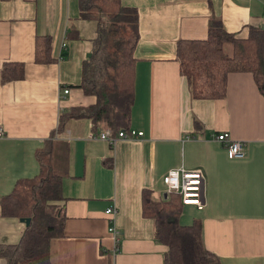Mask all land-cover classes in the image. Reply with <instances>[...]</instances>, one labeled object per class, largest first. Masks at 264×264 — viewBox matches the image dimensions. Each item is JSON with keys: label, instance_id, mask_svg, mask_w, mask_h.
I'll use <instances>...</instances> for the list:
<instances>
[{"label": "crops", "instance_id": "crops-1", "mask_svg": "<svg viewBox=\"0 0 264 264\" xmlns=\"http://www.w3.org/2000/svg\"><path fill=\"white\" fill-rule=\"evenodd\" d=\"M119 2L137 14L128 124L142 135L111 146L89 138L103 129L89 119L57 128L61 109L94 102L78 86L95 28L77 18V0H0V66H24L22 79L0 82V197L37 174L34 151L52 131L50 166L64 221L49 241L50 264H162L166 247L141 215L140 193L166 197L162 178L179 166L200 170L203 201L199 210L182 206L180 224L199 218L201 242L221 264H264V98L250 73L230 72L223 98L191 99L175 60L176 41L205 39L211 16L238 38L264 27V0ZM71 24L79 39L65 37ZM36 36L50 38L53 62L33 61ZM223 132L242 142V156L229 157L214 139ZM111 205L116 211L107 216ZM24 228L0 212V245L16 243Z\"/></svg>", "mask_w": 264, "mask_h": 264}, {"label": "trees", "instance_id": "trees-1", "mask_svg": "<svg viewBox=\"0 0 264 264\" xmlns=\"http://www.w3.org/2000/svg\"><path fill=\"white\" fill-rule=\"evenodd\" d=\"M78 19L94 24L91 51L82 64L79 87L94 97L87 106L61 109L57 128L70 119L86 118L93 128H108L113 134L129 129L132 103V56L137 37V14L134 8L122 6L119 0H77ZM67 39H79L77 27L71 24ZM50 38L36 36L33 61L47 64L51 57ZM178 73L184 77L191 99L223 98L226 76L230 72H248L264 98V27L250 26L245 38L226 32L221 20L211 16L207 34L202 40L178 39L175 43ZM24 66L5 61L0 66V82L23 78ZM194 128L199 124L194 119ZM43 140L34 151L38 172L17 179L9 193L0 197L1 215L29 218V223L14 244L0 245L5 264H50L49 241L62 233L64 217L59 213L62 199L59 178L51 171L50 140ZM141 215L151 220L153 239L166 247L162 264H221L219 258L201 242L200 220L178 222L182 204L177 194L153 200L150 191L140 193Z\"/></svg>", "mask_w": 264, "mask_h": 264}, {"label": "built area", "instance_id": "built-area-1", "mask_svg": "<svg viewBox=\"0 0 264 264\" xmlns=\"http://www.w3.org/2000/svg\"><path fill=\"white\" fill-rule=\"evenodd\" d=\"M61 45L62 47L64 46V44ZM67 92V88L62 89L63 94ZM141 135V131H135L133 129L119 130L113 134L109 129L105 128L96 134H90L89 138L105 140L111 146H113L119 139L139 138ZM1 136H3V131L0 128V137ZM214 139L223 144L229 157L242 156L241 141L232 139L226 132L218 133L214 136ZM162 182L165 186V194H177L183 206L190 205L198 210L202 208V174L200 170H187L182 166L172 168L168 170L163 176ZM115 211L114 205H111L106 208L104 212L109 216L113 215ZM107 230L113 235L116 233L115 227L113 225H109ZM114 243H117L116 239H114Z\"/></svg>", "mask_w": 264, "mask_h": 264}, {"label": "water", "instance_id": "water-1", "mask_svg": "<svg viewBox=\"0 0 264 264\" xmlns=\"http://www.w3.org/2000/svg\"><path fill=\"white\" fill-rule=\"evenodd\" d=\"M86 55L88 57L89 53H87ZM18 220H19V222H22L24 224V226H27V224L29 223V218H19Z\"/></svg>", "mask_w": 264, "mask_h": 264}, {"label": "rangeland", "instance_id": "rangeland-1", "mask_svg": "<svg viewBox=\"0 0 264 264\" xmlns=\"http://www.w3.org/2000/svg\"><path fill=\"white\" fill-rule=\"evenodd\" d=\"M92 31V29L90 28L89 29V33ZM103 129H105V128H103ZM108 129V128H107ZM111 131V130H110ZM119 131V130H118ZM96 134V133H95ZM178 221H179V218H178ZM181 221V220H180ZM180 221H179V223H180Z\"/></svg>", "mask_w": 264, "mask_h": 264}, {"label": "bare ground", "instance_id": "bare-ground-1", "mask_svg": "<svg viewBox=\"0 0 264 264\" xmlns=\"http://www.w3.org/2000/svg\"><path fill=\"white\" fill-rule=\"evenodd\" d=\"M107 215V214H106ZM108 216V215H107Z\"/></svg>", "mask_w": 264, "mask_h": 264}]
</instances>
